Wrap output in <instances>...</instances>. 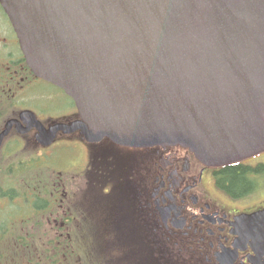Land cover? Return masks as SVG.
I'll return each mask as SVG.
<instances>
[{
  "label": "water",
  "instance_id": "water-1",
  "mask_svg": "<svg viewBox=\"0 0 264 264\" xmlns=\"http://www.w3.org/2000/svg\"><path fill=\"white\" fill-rule=\"evenodd\" d=\"M1 4L32 72L63 89L83 120L46 130L22 112L43 146L81 131L93 143L179 145L208 166L264 151V0ZM20 121H8L0 147Z\"/></svg>",
  "mask_w": 264,
  "mask_h": 264
},
{
  "label": "flooded vegetation",
  "instance_id": "flooded-vegetation-1",
  "mask_svg": "<svg viewBox=\"0 0 264 264\" xmlns=\"http://www.w3.org/2000/svg\"><path fill=\"white\" fill-rule=\"evenodd\" d=\"M66 99L61 89L29 70L0 3V120L6 113L7 120L17 119L23 110H31L48 127L53 120L51 104L61 108L58 101ZM76 114L70 116L72 121L78 119ZM37 133L13 129L2 146L0 165L47 168V152L59 140L68 145L81 136L63 134L52 147L43 148ZM81 142L91 148L82 138ZM106 144L104 140L92 145L93 152L99 155ZM32 147L46 157L11 160L12 154ZM148 154L150 159L142 168L148 170L147 180L119 176L120 190L102 183L98 163L96 176L89 180L93 192L83 193L85 182L77 177L32 176L21 179V189L27 192L0 191V264H89L84 252L85 211L75 209L76 202L83 201L112 208L103 215L95 211L94 225L87 228L94 233L92 264H264V215H259L264 211V153L221 167L206 166L179 146L153 147ZM231 168L242 169L243 190L234 184ZM33 181H39V186L28 183ZM115 204L124 206V211L114 209ZM74 231L81 249L77 260L68 253L62 256V249L76 239ZM104 231L112 233L113 239L101 237ZM54 249L62 250L60 256Z\"/></svg>",
  "mask_w": 264,
  "mask_h": 264
},
{
  "label": "trees",
  "instance_id": "trees-1",
  "mask_svg": "<svg viewBox=\"0 0 264 264\" xmlns=\"http://www.w3.org/2000/svg\"><path fill=\"white\" fill-rule=\"evenodd\" d=\"M6 106L8 108H10L11 106L7 105ZM7 113L5 114V118L0 120V124L7 118ZM112 150L111 148H108V147H103V149L101 150L100 152V156H99V159L101 161H105L107 164H108V167H109V170H111V166H110V160H109V157H110V154H111ZM230 170V176H232L233 180H234V184H236L239 188H241L242 190L245 188V186L242 185V181H241V178L239 177L240 174H242V169H234V168H231L229 169ZM117 170L114 171L113 173V177L112 175H105L103 173H99V176L101 177L102 180H104V182H108V184H111V186L113 187H117L118 190L122 189L123 187V180L120 179V177L117 175ZM132 175V174H131ZM29 176H32V177H38V178H41L42 180H45V179H48L50 177H53V178H56L55 177V174L54 172L50 175L48 174L45 169H42V170H35L32 174H30ZM96 176V174L94 173V170H90L86 173V178L87 180H92L94 177ZM133 180H135V176H133ZM239 177V178H238ZM23 178V176H22ZM114 178V183L112 182ZM3 182H4V185L3 186H0V191H3V192H19V191H23V192H27L28 190H23L21 189L23 187L24 184H21L20 182L16 181V179L14 178H9L7 176H4L3 178ZM17 182L19 184H17ZM30 183L31 186H39V181H33V182H28ZM102 184V183H101ZM233 184V183H232ZM103 186V185H102ZM93 185L90 183V181L86 184V187H85V192H93ZM116 188V189H117ZM114 189V188H113ZM115 189V190H116ZM137 189L135 187V185H133L132 187V192H136ZM116 193H120V192H116ZM81 204L79 205H75V209H84V225H85V230L89 227L91 228L92 225H94L93 223V219H94V212H98L100 215H103L105 214L106 211H109L111 210V206L107 203H104L100 206H95L93 207V205L89 202V201H83V202H80ZM114 209L116 210H119L121 209L122 211H124L125 207L124 206H121L119 204H115L114 205ZM112 212V211H111ZM92 229H89V233H92ZM75 233V238H76V231H74ZM96 235H98V233L96 232ZM100 235V234H99ZM98 235V237H99ZM101 237H106L108 240H112L113 239V234L110 233V232H107V231H104L101 233ZM100 238V237H99ZM103 239V238H101ZM70 247L67 248V249H62L63 250V254H67L68 256L72 257L73 259H78V257L80 256V252H81V249L78 247V244H77V238L74 239L73 243L69 245ZM61 249H54V252L57 253L58 256H60L61 252H62ZM85 250V249H84ZM76 254V255H75ZM61 256V258H62ZM61 261V259H60ZM87 262L89 264H92L93 260H87Z\"/></svg>",
  "mask_w": 264,
  "mask_h": 264
},
{
  "label": "rangeland",
  "instance_id": "rangeland-1",
  "mask_svg": "<svg viewBox=\"0 0 264 264\" xmlns=\"http://www.w3.org/2000/svg\"><path fill=\"white\" fill-rule=\"evenodd\" d=\"M149 76L152 77V74L150 73ZM47 96H50V94H48ZM54 103H52V104H54ZM58 103L60 105H62V107L57 108V110L55 107L52 106V104L50 106V109L52 112L51 116L53 117V120H61L62 118H66L65 120H68L75 110L73 108L72 103L70 102L69 99H66L63 101H58ZM72 145H74L76 147L79 146V144L76 142H73ZM33 149L34 148L32 147L29 150H27L26 152H20V153L15 155L16 157L14 159H13L14 156L11 157V160L12 161H19L20 159H22L24 154L28 153L30 150H33ZM42 155L44 157H46V155L44 153H42ZM47 160L56 162L58 165H64L66 168L60 166L61 168H59V169H60V171L65 172L66 175H68V176H72L73 173L71 172V170H75V169L77 170V171H75L76 175H83L85 173V169H83L84 167L77 168L78 166L71 160V154L67 151H64V149L62 147H58V144L55 145L53 148H51L49 150V152H47ZM3 168L4 169L0 168V174H1V171H5L8 176L15 177V176H12V172H11L12 168H6V167H3ZM35 170H37V168H28L27 169V172H28L27 175L29 176ZM51 172L53 173V171H51ZM75 193H79V192L76 190ZM84 239H85V242H87V244L84 247L85 259L86 260H92L91 251H92V246H93V242H94V236L91 233H89V234L85 233Z\"/></svg>",
  "mask_w": 264,
  "mask_h": 264
},
{
  "label": "bare ground",
  "instance_id": "bare-ground-1",
  "mask_svg": "<svg viewBox=\"0 0 264 264\" xmlns=\"http://www.w3.org/2000/svg\"><path fill=\"white\" fill-rule=\"evenodd\" d=\"M83 75V74H82ZM84 75H87V74H84ZM81 76V75H80Z\"/></svg>",
  "mask_w": 264,
  "mask_h": 264
}]
</instances>
